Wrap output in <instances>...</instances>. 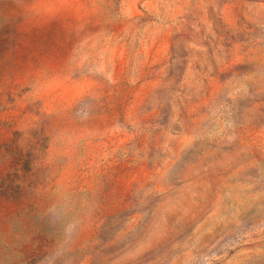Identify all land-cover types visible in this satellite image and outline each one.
Wrapping results in <instances>:
<instances>
[{"label": "rangeland", "instance_id": "374dc122", "mask_svg": "<svg viewBox=\"0 0 264 264\" xmlns=\"http://www.w3.org/2000/svg\"><path fill=\"white\" fill-rule=\"evenodd\" d=\"M264 264V0H0V264Z\"/></svg>", "mask_w": 264, "mask_h": 264}, {"label": "clouds", "instance_id": "9594fccd", "mask_svg": "<svg viewBox=\"0 0 264 264\" xmlns=\"http://www.w3.org/2000/svg\"><path fill=\"white\" fill-rule=\"evenodd\" d=\"M205 264H206V262H205Z\"/></svg>", "mask_w": 264, "mask_h": 264}]
</instances>
